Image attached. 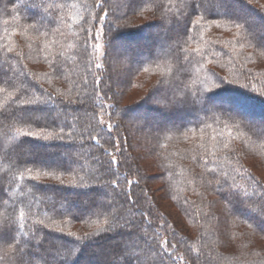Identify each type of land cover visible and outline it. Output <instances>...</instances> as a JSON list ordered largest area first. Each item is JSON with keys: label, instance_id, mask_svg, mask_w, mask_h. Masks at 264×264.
<instances>
[{"label": "trees", "instance_id": "obj_1", "mask_svg": "<svg viewBox=\"0 0 264 264\" xmlns=\"http://www.w3.org/2000/svg\"><path fill=\"white\" fill-rule=\"evenodd\" d=\"M124 2L0 0V227L15 237L0 241V264H122L116 239L131 245L134 264H264V231L234 199L245 190L258 197L254 181L264 186V125L216 103L223 98L264 115V0ZM103 16L98 61L94 38ZM138 24L158 34L150 33L149 47L137 39L129 49L133 69L121 95L148 93L122 105L110 53L117 33ZM162 38L167 44L156 52ZM198 94L203 108L192 98ZM133 111L165 120L158 125ZM135 124L140 133L150 130L143 147ZM109 152L120 162L111 170L115 190ZM153 171L182 231L146 186ZM126 188L134 205L125 201Z\"/></svg>", "mask_w": 264, "mask_h": 264}, {"label": "rangeland", "instance_id": "obj_2", "mask_svg": "<svg viewBox=\"0 0 264 264\" xmlns=\"http://www.w3.org/2000/svg\"><path fill=\"white\" fill-rule=\"evenodd\" d=\"M123 1V0H122ZM134 0H125V2L123 4H127V6L130 7V4H132ZM214 6H218V5H214ZM106 16H103V19L101 20L99 26L97 27V31H96V35H95V52H96V57L98 59V61H101L102 58L104 57V53H105V43H104V33H103V24H104V20H105ZM121 19L119 20V22L117 21V25H124L126 22H128V18L125 20ZM149 22V21H148ZM147 25V24H146ZM131 27V29H130ZM140 27V28H139ZM143 28L142 24H138V25H130L128 28L126 29H122L117 33L116 39H115V48L111 51L110 53V64H111V83L113 86V91L114 93H118L117 94V98L121 99L120 102L122 105H126L128 103H134L137 98L138 99H142L143 97H145L146 93H148L145 90L142 91H135L130 94H128V97H124V94L121 95V92L124 91V82L126 80V74L127 72H129L131 69H133V65L131 66V62H127L126 60V56L129 52V49L135 46H138L139 44H137L136 40L137 39H141V42L144 44L145 43V47H149L152 44V37H151V32H153V34L157 35V30L152 28V27H148L147 30H145L144 32H142L143 30H141ZM130 29V30H129ZM139 31H141L140 33H138ZM164 37H166L168 35L167 31H164ZM139 43V42H138ZM167 42L165 41L164 38H162V41L156 43V52H159L161 46H166ZM124 89V90H123ZM122 98H126L125 100H122ZM223 98H219L217 99V104L223 106L224 108H227L228 110H231L237 114H239L241 117L248 119L249 121H251L252 123L256 124V125H264V115H262V113H257L255 111H252L248 108H243V106H237V105H226L223 104ZM157 103L154 100V105L155 107L158 109ZM175 108H178L180 112H185V110L188 109V107H186L185 105H181V104H177L175 103L173 105ZM130 116H134V117H140V119L146 120V121H153L156 118L158 119L156 121V123L162 124L163 121L165 120V117L162 116V113L160 112H156L153 113L152 115H149L146 113V115H144L143 111H141L140 113H136V111H133L131 113ZM138 119V118H137ZM106 125H108V123H105ZM136 125V129L135 133L136 134V138L140 139V146H142V144H147L149 141V135H150V130L149 129H143L140 133L139 129H140V125ZM169 126H173L174 123L171 122L168 124ZM166 125V126H168ZM156 126L153 127V130H155ZM126 130V129H125ZM137 131V132H136ZM127 132V130L125 131ZM139 132V133H138ZM134 133V132H133ZM156 133H154L155 135ZM129 150H128V154L129 157L131 159H135L134 155L137 153L136 150L131 148V144L129 143L128 145ZM140 147V148H141ZM32 154V153H31ZM55 154H51L50 158L53 160L55 158L54 156ZM60 156H64L63 154H61ZM28 158L30 160L35 159L34 154L29 155ZM147 158V157H146ZM148 161H151L150 159H146ZM146 160L142 162L141 165L143 166H147L148 164L146 163ZM48 160H43V163L48 162ZM140 166V165H139ZM144 173H146V171H144ZM158 172H150L148 174L151 175V184H147V188H149V190L152 192V195L155 196V201L157 202V204L159 205L160 209L162 212H164L165 214H167V216H169V218H171L173 220L174 225L181 231L184 228L183 227V223H182V217L179 215V213L172 207V205L166 201V199L164 198V194L162 192L161 189V184L158 181V176H157ZM147 174V173H146ZM149 175V176H150ZM263 178H264V174H263ZM114 240L111 241V243H117L120 245V247L122 248L121 251L123 250L124 255L128 256L129 254H131V251L129 250L131 245L126 243L125 240L121 241L120 239H116L115 242H113ZM120 256V255H119ZM141 263V262H139Z\"/></svg>", "mask_w": 264, "mask_h": 264}, {"label": "snow or ice", "instance_id": "obj_3", "mask_svg": "<svg viewBox=\"0 0 264 264\" xmlns=\"http://www.w3.org/2000/svg\"><path fill=\"white\" fill-rule=\"evenodd\" d=\"M225 2H226V0H216V3L219 4V5H222ZM99 7L101 8V10H103V5L102 4L99 5ZM196 7H197L196 5L192 6V15H198V13L196 12ZM105 15H107V14L105 13ZM98 22H99V20L97 19V23ZM191 27H192V24H191V22H189L188 28H191ZM236 27L237 28H241V27H243V24L242 23H237ZM185 35H187V32H185ZM86 47H87V45L85 44V48ZM9 51H11V49H9ZM96 67L98 69H101L102 65L98 63V64H96ZM57 70L59 71V69H57ZM219 83H224V81L221 80ZM219 83L216 84V85H213V87H219ZM99 84H100V80H98V79L94 80L93 92L96 93V96L93 97L94 100L99 95V93L97 92V89H96V86H98ZM188 95H192V94L188 93ZM104 96L107 97V93H104ZM192 98L199 106H201V108L204 107L205 100H204V97H203L202 94L195 95ZM96 102L99 104V106L101 108H104V101L103 100H97ZM110 107L112 109H115V104H112ZM105 111H108V109L105 108ZM113 114L115 115V114H118V113H113ZM124 116L126 117V112L124 113ZM100 123H103V117L100 118ZM105 127H107L110 132L113 129V126L111 124L105 125ZM193 130H195V129H193ZM261 134L264 135V130H261ZM69 135H71V134H69ZM89 138L90 139L92 138L91 134H89ZM113 147H119V145L116 144V143H113ZM108 155L110 157H113V158L109 161V166H108V169H106V171L111 173V175L109 177V184L115 190V189L119 188V185L118 184H114L112 182L111 176H114L115 173H112L111 170H112L113 165L119 167L120 162H119V160L114 158V156H115L114 153L109 152ZM116 178L118 179V177H116ZM128 183L130 184L131 181H128ZM136 183L138 184L139 181H137ZM254 184L256 185V187L259 190L258 197H256L254 199L251 196H248V194L246 193V190H245V194H244L243 197L240 195L239 192H237L235 194V196H234V199L236 200V202L238 204H240L245 209V211L249 214L251 219L253 221H255V223L257 225L261 226V231H264V186H260L258 181H254ZM131 195H132L131 192L126 188L125 191H124L125 201L126 202H131L134 205L136 203V201H133L131 199ZM20 215H21V218H23V212H21ZM105 223H107V221H105ZM252 226L253 225L250 223L249 227H252ZM107 231H111V228L107 229ZM13 232H14V229H12L8 225H6L4 227H0V241L11 242L12 240H14L15 237L13 235ZM95 235H99V233H96ZM77 239H81V238L77 237ZM165 243H167V242H165ZM9 251H11V249H9ZM165 252H166V254L168 256H172V253H167V249H165ZM119 255H120V257H123L122 264H134V260L132 259L131 254H129L128 256H125L124 252L122 250ZM198 259H199V256L197 255L196 260H198ZM9 264H14V262L10 261ZM20 264H25V262L23 260H21ZM27 264H31V260L27 261ZM110 264H121V261L118 258L115 261H110Z\"/></svg>", "mask_w": 264, "mask_h": 264}]
</instances>
